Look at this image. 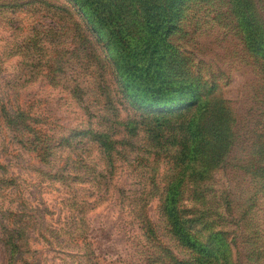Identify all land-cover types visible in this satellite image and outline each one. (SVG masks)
I'll return each instance as SVG.
<instances>
[{
    "label": "rangeland",
    "instance_id": "1",
    "mask_svg": "<svg viewBox=\"0 0 264 264\" xmlns=\"http://www.w3.org/2000/svg\"><path fill=\"white\" fill-rule=\"evenodd\" d=\"M190 4L167 71L198 90L150 111L71 0H0V264H264V56Z\"/></svg>",
    "mask_w": 264,
    "mask_h": 264
},
{
    "label": "trees",
    "instance_id": "2",
    "mask_svg": "<svg viewBox=\"0 0 264 264\" xmlns=\"http://www.w3.org/2000/svg\"><path fill=\"white\" fill-rule=\"evenodd\" d=\"M71 1L94 33L105 39V45L113 53L120 88L134 106L163 109L180 103L191 91L190 97L194 99L198 87L186 89L176 84L177 80L167 71L170 37L180 30L194 0ZM227 5L246 45L264 56V32L254 13L253 0H227ZM196 122L198 118L192 120L188 128L195 126L198 130ZM168 199L167 194L166 203Z\"/></svg>",
    "mask_w": 264,
    "mask_h": 264
}]
</instances>
